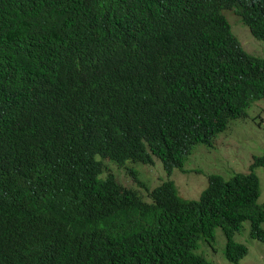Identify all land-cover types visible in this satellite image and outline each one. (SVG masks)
I'll return each mask as SVG.
<instances>
[{"label":"trees","instance_id":"1","mask_svg":"<svg viewBox=\"0 0 264 264\" xmlns=\"http://www.w3.org/2000/svg\"><path fill=\"white\" fill-rule=\"evenodd\" d=\"M228 13L264 43V0H0V264H211L217 226L238 264L244 220L264 244V155L197 198L111 167L141 186L136 166L182 168L264 102Z\"/></svg>","mask_w":264,"mask_h":264},{"label":"rangeland","instance_id":"2","mask_svg":"<svg viewBox=\"0 0 264 264\" xmlns=\"http://www.w3.org/2000/svg\"><path fill=\"white\" fill-rule=\"evenodd\" d=\"M229 16V18H228ZM228 22L232 31L237 35L243 48L251 54L264 57V43L257 40L249 32L246 24L237 18L234 13H228ZM264 102L255 100L247 109V116L234 119L228 128L217 134L212 146L206 148L198 146L187 158L185 166L175 168L171 173L166 172L159 162L153 165L136 166L137 178L142 184L139 186L125 174L121 167L111 165L116 179L124 186L135 188L146 200L157 185L172 180L178 193L186 198H197L206 188L208 175L221 174L225 179L235 174H249L254 158L264 155ZM253 173L258 178L259 195L257 202L264 201V167H255ZM260 225L264 227V222ZM249 220H244L238 232L234 234V241L247 247L246 255L238 264H264V244L253 238L250 233ZM226 239L222 229L217 226L214 240L207 243L198 240L196 253L201 254L211 264H233L226 260Z\"/></svg>","mask_w":264,"mask_h":264},{"label":"clouds","instance_id":"3","mask_svg":"<svg viewBox=\"0 0 264 264\" xmlns=\"http://www.w3.org/2000/svg\"><path fill=\"white\" fill-rule=\"evenodd\" d=\"M234 14L236 15V13H234ZM226 17H227V16H226ZM228 18H229V16H228ZM228 18H227V19H228ZM237 18H238V17H237Z\"/></svg>","mask_w":264,"mask_h":264}]
</instances>
